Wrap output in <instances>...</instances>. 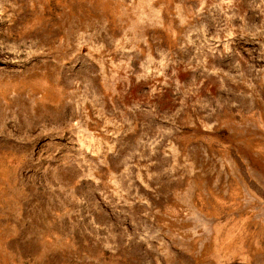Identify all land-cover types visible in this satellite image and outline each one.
Returning a JSON list of instances; mask_svg holds the SVG:
<instances>
[{"label":"rangeland","instance_id":"rangeland-1","mask_svg":"<svg viewBox=\"0 0 264 264\" xmlns=\"http://www.w3.org/2000/svg\"><path fill=\"white\" fill-rule=\"evenodd\" d=\"M0 264H264V0H0Z\"/></svg>","mask_w":264,"mask_h":264}]
</instances>
